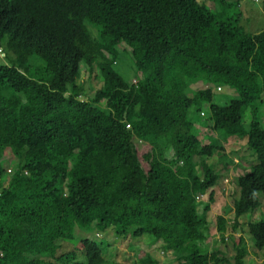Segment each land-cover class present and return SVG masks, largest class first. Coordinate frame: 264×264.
Instances as JSON below:
<instances>
[{
    "label": "trees",
    "instance_id": "obj_1",
    "mask_svg": "<svg viewBox=\"0 0 264 264\" xmlns=\"http://www.w3.org/2000/svg\"><path fill=\"white\" fill-rule=\"evenodd\" d=\"M211 2L0 0V264H103L100 241L78 246L77 228L150 233L179 264H246L248 240L235 234L264 195V29L226 16L230 0ZM81 64L103 81L86 99ZM240 139L257 163L235 178L231 228L217 216L235 254L209 253V190L223 178L210 160L246 168L226 152ZM247 233L262 252L264 219Z\"/></svg>",
    "mask_w": 264,
    "mask_h": 264
},
{
    "label": "rangeland",
    "instance_id": "obj_2",
    "mask_svg": "<svg viewBox=\"0 0 264 264\" xmlns=\"http://www.w3.org/2000/svg\"><path fill=\"white\" fill-rule=\"evenodd\" d=\"M199 1L206 2L209 5H213L211 0ZM230 1L232 2V5L227 8L226 12L228 13V15L226 16H232L233 14L241 13V24L245 27L246 30L255 33L264 29V0H242L240 1L239 5L235 4L236 0ZM88 26L93 29L92 23L88 22ZM1 51L2 50L0 49V61L4 60L7 55L5 54L4 56V53ZM81 68V80L83 79L85 87V96H83V98L86 99L88 98V96H92L93 92L102 86L103 81L101 80V78H98L96 74L90 75V69L87 65L81 64ZM118 68L122 70L124 76L130 78L132 82H134V80L137 78L133 68L128 65H125L124 62H121ZM203 87H205L203 82L191 85V92H188V94L192 96V94L197 89ZM232 94L233 93L229 91L228 88H225L223 92L218 93L216 101L222 104H226L231 99ZM203 109L206 113H208V105H205ZM248 112L245 114L244 121L246 127L249 126L251 120V115H249ZM262 120L264 122V114ZM200 124H198L200 127H204ZM209 129L208 127L202 128L204 132H209ZM211 134L213 135V132H211ZM218 134L219 133L216 132L217 136ZM240 140L236 144H229L227 146L228 151L226 152L229 153L232 158L236 159L237 162H241V164L244 165L246 168H242L240 165H231V167L229 168L224 167L223 164H221V161H219L218 155H215L213 159L210 160V162L215 163L216 167L221 170L223 178H221L219 184L216 185L214 189L209 190H216V198L212 204L211 211L208 215L210 231L205 241L203 242L204 245L207 247H203V249L205 248L209 253L212 252L214 249H219L228 256H234L235 254V251L232 248V244L230 243V239L227 240V242H223L220 238V235L217 231V216H226V218L229 219V229L231 228L234 219V212L232 210L233 198L238 193V187L235 178L239 174L241 175L246 173L247 168L253 163H257V160L254 157L255 155H252L253 151L250 150L248 148V145L246 144V139H243L241 141ZM208 142L209 141H207V143ZM243 157L245 158L244 160H242ZM4 161L7 169H12V166H14L17 162V158L8 150L6 151V154L4 156ZM224 168H226L227 171ZM250 170L251 168L248 171ZM209 191L203 196H201L202 201L198 208L199 212L203 210V204L207 203L206 201L208 200ZM261 199L262 204L259 208H257L255 211H250L240 217L241 223L240 226H238V230L235 234L236 237H238V235L240 234H244L248 240V248L250 254L246 258V264L264 263V250L262 252H259L255 248L253 241L250 238V234L247 233V223L249 221H258L264 219V195L261 196ZM85 233L87 232L81 231L78 228L76 229L75 235L77 236L76 238H78L76 243H78L79 246L80 243L78 242V240L79 238L83 237H89L91 239L100 241V243L102 244V254L103 257L106 259L103 264H150L146 260L147 254H150L153 257L154 261H156V264H179V262L175 260L172 251H166L162 247V243L156 241L153 235H151L150 233H144L141 236L130 235L128 237L116 236L112 229L106 232L95 230L89 233V236H86ZM65 243L67 242H62V245H65L63 250L75 249L74 246H70ZM104 246L106 251L104 250ZM80 260H86L83 252L80 254Z\"/></svg>",
    "mask_w": 264,
    "mask_h": 264
},
{
    "label": "clouds",
    "instance_id": "obj_3",
    "mask_svg": "<svg viewBox=\"0 0 264 264\" xmlns=\"http://www.w3.org/2000/svg\"><path fill=\"white\" fill-rule=\"evenodd\" d=\"M134 82H136V80H134ZM263 124H264V122H263ZM227 181V180H226ZM197 201H202V199H201V197H200V199H198L197 198ZM210 225V224H209ZM167 251V250H166ZM170 252V251H169ZM260 252V251H259Z\"/></svg>",
    "mask_w": 264,
    "mask_h": 264
},
{
    "label": "built area",
    "instance_id": "obj_4",
    "mask_svg": "<svg viewBox=\"0 0 264 264\" xmlns=\"http://www.w3.org/2000/svg\"><path fill=\"white\" fill-rule=\"evenodd\" d=\"M198 199H200V197H197Z\"/></svg>",
    "mask_w": 264,
    "mask_h": 264
}]
</instances>
